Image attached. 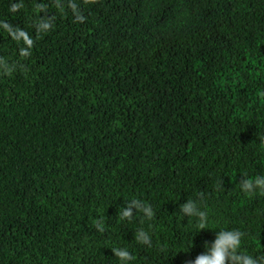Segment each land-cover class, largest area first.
I'll return each instance as SVG.
<instances>
[{"label": "trees", "instance_id": "1", "mask_svg": "<svg viewBox=\"0 0 264 264\" xmlns=\"http://www.w3.org/2000/svg\"><path fill=\"white\" fill-rule=\"evenodd\" d=\"M59 2L63 13L56 0H0V22L34 40L21 57L27 45L0 24V57L14 68L0 70V264H121L113 247L127 248L136 257L130 264H145L141 249L185 264L225 229L246 233L243 250L264 256V195L240 187L264 175V0H75L83 23L68 0ZM13 3L24 6L13 13ZM130 12L129 21L149 23L128 26ZM52 18L53 28L38 33ZM80 105L90 110L84 123L64 116ZM134 145L127 173L115 178L113 163ZM20 152L16 170L3 157ZM171 157H182V171L187 161L195 169L171 201L173 219L147 221L151 247L120 234L123 221L110 211L103 233L93 217L61 231L60 196L106 194L109 202L123 189L140 197L152 190V167ZM188 201L209 213L208 229L180 214ZM182 219L188 229L175 226Z\"/></svg>", "mask_w": 264, "mask_h": 264}, {"label": "rangeland", "instance_id": "2", "mask_svg": "<svg viewBox=\"0 0 264 264\" xmlns=\"http://www.w3.org/2000/svg\"><path fill=\"white\" fill-rule=\"evenodd\" d=\"M103 1V0H100ZM131 16V12L128 16V18L123 19L127 25L131 26H143L149 23L148 20L142 21H129V17ZM189 72V71H188ZM47 84H50L48 80ZM41 83L39 84V86ZM53 98L56 102V104L59 106V111L62 108L61 100L59 97H57L55 94H53ZM164 102V101H162ZM187 107H190L191 104H186ZM68 113H74L77 116L78 122L84 123L86 121L85 116L87 114H90V110L85 108V106L80 105L76 106L74 108H64L63 114L64 116ZM130 135L133 137V140L137 141L138 139V131L134 130ZM134 149L127 150L129 153L128 156H122L119 160L115 161L113 163V168L115 172L113 175L115 178H119L120 175H125L128 171L129 166L127 165L128 162H132V156L134 155ZM25 152H20L16 157H13L9 154H5L4 158L10 159V161L17 165L18 162H20L21 156ZM106 154L102 152V155ZM182 157H176V158H170L169 160H162L156 167H152V177L150 179V187L152 190L148 193L145 192L144 194H141L140 197L132 198L130 196V193L127 191H124L123 189L118 190L120 192L121 196L119 198H114V201L111 199L108 202V196L106 194H102L101 197L96 194H81L78 196H73L71 200L70 197H67V195L63 194L60 196L59 199L56 200L55 206L56 211L61 221L63 222L64 226L61 229L62 232H68L71 231L73 227H82L89 225V217H93L96 220H100L104 213L107 211H110V216H118V213L123 207L127 206V202L132 199H139L147 204H150L155 212V216L159 214H163L167 217V221L170 219H173V216L171 215L169 206L171 205V201L174 197H177L182 193L184 188L191 183V178L193 177V172L195 167H193L189 162L187 161V167L188 169L185 171H182ZM97 163L94 167L93 174H98L97 171ZM20 167L17 165L16 170H18ZM74 170V168L72 167ZM72 170V172H73ZM77 173V172H73ZM103 186V185H102ZM55 192L63 191L60 187H56L53 189ZM131 197V198H130ZM76 213H80L84 215V218H74L73 216ZM98 217V218H97ZM119 217V216H118ZM104 219V218H103ZM102 219V220H103ZM147 221H149L142 213H135L134 219L129 222L127 220H123V223L118 228V231L120 234L125 235H132L135 237V233L139 229H144L145 231L147 226ZM166 221V222H167ZM86 241L84 240V246L86 245ZM172 249L175 250V246L170 245ZM143 257L145 264H164V261L162 259L156 260L152 257V255L156 252L154 250H147V249H141L140 250ZM119 264V261H118ZM134 264H137L135 262Z\"/></svg>", "mask_w": 264, "mask_h": 264}, {"label": "clouds", "instance_id": "3", "mask_svg": "<svg viewBox=\"0 0 264 264\" xmlns=\"http://www.w3.org/2000/svg\"><path fill=\"white\" fill-rule=\"evenodd\" d=\"M97 2L98 0H84L85 4H95ZM23 6V3H13L10 6V11L13 13L18 12ZM67 6L72 9L76 21L83 23L85 17L80 12L79 6L75 3V0H68ZM56 7L59 8L62 13L64 12V7L60 4L59 0H56ZM36 8L38 11H43L46 6L37 4ZM53 20L54 18L49 20L42 19L37 26L38 33L50 31L54 26ZM0 24H2L3 28L14 40L18 43L23 41V43L27 45L26 48L20 49L21 57L30 56L31 52L29 49L34 46V40L29 36L28 32L18 27L13 29V27L6 22H0ZM0 70L6 75H11L14 68L9 66L3 57H0ZM258 95L264 98V92H260ZM262 143H264V140H262ZM240 187L241 190L249 196L256 194L257 191H259V194L264 195V175H257L254 178H244L240 182ZM137 212L142 213L148 220H152L155 217L152 206L139 199L128 201L127 206L120 210L118 216L122 221L127 220L131 222ZM180 214L187 215L188 217H197V228L200 231L208 229L209 213L201 210L195 202L188 201L182 204L180 207ZM95 226L101 233L105 231L102 220L95 221ZM245 237L246 233L239 229L219 230V232L216 233L214 241L204 242L206 251L198 254L195 259L186 261L185 264H264V256L254 257L243 250ZM135 240L142 245L152 246V238L144 229H139L135 233ZM111 251L121 261V264H130V262L136 259L127 248L113 247Z\"/></svg>", "mask_w": 264, "mask_h": 264}, {"label": "bare ground", "instance_id": "4", "mask_svg": "<svg viewBox=\"0 0 264 264\" xmlns=\"http://www.w3.org/2000/svg\"><path fill=\"white\" fill-rule=\"evenodd\" d=\"M189 219H182V220H180V221H177V224L175 225V226H177V227H179V228H185V229H188V227H187V225H186V221H188ZM196 235H198L199 236V234H196ZM200 237V236H199ZM205 241H208V242H212V241H214V239H210V238H208L207 240H202L201 241V243H200V246H199V248L197 249V251L194 253V254H196V255H198V254H201V253H203V252H205L206 251V249H205V247H204V242Z\"/></svg>", "mask_w": 264, "mask_h": 264}]
</instances>
